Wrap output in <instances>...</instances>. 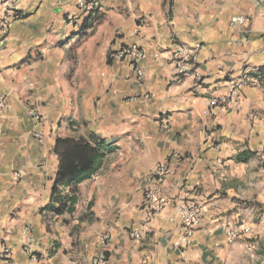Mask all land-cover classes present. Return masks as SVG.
<instances>
[{
  "label": "crops",
  "instance_id": "1",
  "mask_svg": "<svg viewBox=\"0 0 264 264\" xmlns=\"http://www.w3.org/2000/svg\"><path fill=\"white\" fill-rule=\"evenodd\" d=\"M3 2L13 11L0 23V252L10 250L0 264H264V4L105 0L88 21L76 0ZM237 15L244 23H231ZM122 44L146 53L140 81L109 58ZM176 45L188 52L186 75L171 59ZM245 75L259 86L210 103ZM89 135L106 153L78 184L74 211L56 215L55 140ZM173 151L164 207L136 239L147 177ZM177 203L201 212L187 245L176 244Z\"/></svg>",
  "mask_w": 264,
  "mask_h": 264
},
{
  "label": "built area",
  "instance_id": "2",
  "mask_svg": "<svg viewBox=\"0 0 264 264\" xmlns=\"http://www.w3.org/2000/svg\"><path fill=\"white\" fill-rule=\"evenodd\" d=\"M55 3L60 4L64 0H53ZM105 0H76V10L84 18V20H91L94 16L95 11L99 8L102 2ZM254 5L264 4V0H251ZM73 16H68L70 20ZM262 19L264 23V12L262 14ZM231 23H244L245 17L243 15H237L231 17ZM9 22V17L1 21L2 26L7 25ZM262 37L264 38V28L262 30ZM146 57V53L135 44H122L116 49H113L109 52V58L114 60L126 61L133 70H135L137 75V81L142 79L143 69L142 61ZM171 59L176 64L177 72L181 75H186L190 71V65L188 63V52L181 46L176 45L172 50ZM259 82L248 75L243 76L242 78L232 81L229 86V90L225 96H213L210 99L212 105L221 104L228 105L233 103L237 97V94L243 86H259ZM7 103V94L6 92L0 90V111L3 110ZM28 117L32 121V136L38 141H42V131L38 128L40 123L41 115L35 110L31 109L27 113ZM161 123L163 126H167L169 123L168 119L165 117L161 118ZM180 155L176 152H170L167 156V159L164 163L158 164L150 172L147 177L149 182V187L144 191L141 198V208L144 212L143 221L141 226L133 229L131 235L138 239L141 236L143 231L144 224L148 222L151 217H153L157 212H159L165 204V201L159 195V189L165 178L171 173V167L169 161L179 160ZM14 175L18 177L19 173L14 172ZM174 217L180 220L182 224L183 232L179 237L176 244L187 245L190 243L195 229L200 223L201 212L199 207L194 203H177L173 207ZM107 236L102 239L105 240ZM28 251L30 249L28 248ZM9 248L3 247L0 252V259L6 263V260L9 256ZM104 256L100 255L97 259L98 262L102 261Z\"/></svg>",
  "mask_w": 264,
  "mask_h": 264
},
{
  "label": "trees",
  "instance_id": "3",
  "mask_svg": "<svg viewBox=\"0 0 264 264\" xmlns=\"http://www.w3.org/2000/svg\"><path fill=\"white\" fill-rule=\"evenodd\" d=\"M13 16L16 17L17 12ZM105 147L103 139L96 135L77 139L56 138L54 152L58 168L48 204L54 214L74 211L79 194L78 184L95 172L106 153ZM65 188L68 190L65 191Z\"/></svg>",
  "mask_w": 264,
  "mask_h": 264
},
{
  "label": "rangeland",
  "instance_id": "4",
  "mask_svg": "<svg viewBox=\"0 0 264 264\" xmlns=\"http://www.w3.org/2000/svg\"><path fill=\"white\" fill-rule=\"evenodd\" d=\"M3 1L4 0H0V23L1 21L5 20L7 17H10L11 12L13 11V9H10V7H4Z\"/></svg>",
  "mask_w": 264,
  "mask_h": 264
}]
</instances>
